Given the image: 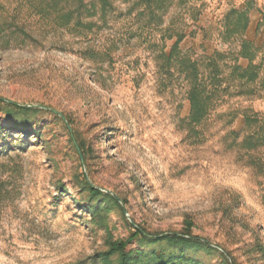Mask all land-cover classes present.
Instances as JSON below:
<instances>
[{
    "label": "rangeland",
    "instance_id": "374dc122",
    "mask_svg": "<svg viewBox=\"0 0 264 264\" xmlns=\"http://www.w3.org/2000/svg\"><path fill=\"white\" fill-rule=\"evenodd\" d=\"M46 1L0 0V98L35 110L9 118L0 104V264H101L133 224L206 241L185 247L194 264H227L222 254L264 264V146H231L229 135L243 128L245 109L264 119V91L235 95L229 77L230 66L248 65L242 40L264 56V0H188L159 26L139 16L136 0H114L104 21L77 32L39 14ZM232 9H248L250 24L224 41ZM169 26L185 34L181 52L205 72L215 59L229 86L199 126L183 76L160 70L176 39H161ZM85 179L121 206L98 201L102 214H91ZM159 248L178 250L144 249Z\"/></svg>",
    "mask_w": 264,
    "mask_h": 264
},
{
    "label": "trees",
    "instance_id": "16d2710c",
    "mask_svg": "<svg viewBox=\"0 0 264 264\" xmlns=\"http://www.w3.org/2000/svg\"><path fill=\"white\" fill-rule=\"evenodd\" d=\"M129 1V0H128ZM188 0H136L133 8L142 7L139 16L148 15L151 21L157 26L163 22V15L176 3L184 5ZM45 5V6H44ZM39 14H50L55 16V23L60 28H67L72 32L80 30L92 31L97 26V21L105 20L109 12L114 9V0H47L46 4L41 5ZM250 17L247 10L232 9L223 19L222 37L224 41L243 36L249 27ZM260 26H264V19ZM175 39L169 51L162 49L160 56L163 63L160 70L165 74L172 76L174 69L179 76H183L187 86V97L190 103V124L202 125L211 116L216 109L217 102L221 93H226L229 86L222 87L226 79L221 77L222 69L215 59H210L208 63V72L202 69L197 59H191L180 50V43L185 38L183 32H175L171 26L164 29L161 37L165 39ZM261 47L255 42L244 39L241 43L239 57L248 61V65L243 67L240 64L230 66L229 77L239 83L240 89H236L235 95H261L264 91V78L261 77V71L264 68V56L261 55ZM259 59V62H256ZM248 84L255 86L248 91L243 87ZM237 87V88H239ZM0 104L5 106L9 118L11 114L22 116L25 113L35 111L32 107H25L14 103H8L0 98ZM243 128L229 132L233 137L232 145L247 150L256 149L264 146V119L260 118L258 113L250 109L243 111ZM19 126V125H17ZM16 126V127H17ZM24 130V129H23ZM79 148V147H77ZM80 150V149H79ZM84 158V155H82ZM84 187L89 191L90 200L93 203L88 206V210L93 215H101L102 210L100 201H108L121 206L119 199L109 193L102 192L94 187L87 179L83 180ZM99 201V202H98ZM109 209H106V211ZM134 225L135 231L125 241L112 243L109 250L100 254L101 264H194L195 261L185 250L187 246L210 247V245L201 239L194 238L189 234H166L163 236H153L139 225ZM133 241H139V249L127 250L128 245ZM167 242L169 246L178 248L177 251H167L164 248L146 251L147 244H157ZM227 264H236L234 261H228V256L222 254Z\"/></svg>",
    "mask_w": 264,
    "mask_h": 264
},
{
    "label": "water",
    "instance_id": "95a60500",
    "mask_svg": "<svg viewBox=\"0 0 264 264\" xmlns=\"http://www.w3.org/2000/svg\"><path fill=\"white\" fill-rule=\"evenodd\" d=\"M7 102H10V103H14L13 101H10V100H6Z\"/></svg>",
    "mask_w": 264,
    "mask_h": 264
}]
</instances>
